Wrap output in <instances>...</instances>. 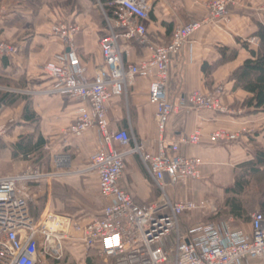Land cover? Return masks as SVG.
<instances>
[{
    "label": "crops",
    "instance_id": "obj_1",
    "mask_svg": "<svg viewBox=\"0 0 264 264\" xmlns=\"http://www.w3.org/2000/svg\"><path fill=\"white\" fill-rule=\"evenodd\" d=\"M211 1L150 0L152 9L144 22L149 41L154 45L166 44L175 27L207 19V4ZM0 6L4 8L0 39L20 49L15 57H0V98L5 96L0 104V127L9 126V131L6 129L0 138V154L4 153L6 161L28 164L35 160L41 165L45 162V150L52 157L65 156L68 158L66 167L55 169L53 163L49 164L48 174H54L51 181H55L57 191L63 196L66 188L74 190L84 199L85 205L73 208L80 214L75 218L85 221L99 217L105 202L99 194L97 176L88 168V159L101 150L100 135L97 130L89 131L80 138L64 135V131L75 123L83 104L54 93V83L43 74L42 68L54 56L67 51L65 43L50 36L52 27L61 23L74 25L79 30L72 38V48L86 69L87 77L92 79L96 68L103 63L99 41L108 32L104 12L95 0H0ZM260 30H264V0H240L230 9L227 23L205 25L178 55L172 57L169 100L175 101L194 91L209 93L220 86L223 87L221 105L226 112L172 115L166 125V139L180 141L196 128L205 133H235L242 129H247L248 133L230 143H180L176 153H168L196 157L203 163L199 180L170 185L166 179L168 186L165 193L171 201L194 200L195 184L209 177H222L229 173L228 182L234 184L242 165L254 159L256 151H264V110L247 107L246 100L251 94L233 77L245 61L253 60L264 52L258 37ZM253 39L256 42H251ZM146 55V49L132 42L126 48L123 62L135 64ZM148 86L149 79L130 78L124 93L107 104L110 130L125 131L131 138V144L126 149L113 144L116 151L126 152L138 144L146 152L157 154L156 108L148 99ZM27 136H35L33 142L38 137L44 141L40 161L39 150L25 159L14 155L13 145ZM124 165L120 187L139 205L159 200L161 192L140 157L127 154ZM49 184L50 187L52 182ZM47 195L50 198L47 204L51 209L50 190ZM205 204L206 207H215L212 200ZM249 221L241 222L247 232L250 231ZM247 264L259 263L250 260Z\"/></svg>",
    "mask_w": 264,
    "mask_h": 264
},
{
    "label": "built area",
    "instance_id": "obj_2",
    "mask_svg": "<svg viewBox=\"0 0 264 264\" xmlns=\"http://www.w3.org/2000/svg\"><path fill=\"white\" fill-rule=\"evenodd\" d=\"M239 1L212 0L207 4V19L179 25L166 44L154 45L144 25L152 9L150 0H95L104 12L108 32L100 38L103 63L96 68L92 79L87 77L72 48L78 27L64 23L52 27L50 36L65 43L67 51L54 56L42 72L53 81L54 93L83 104L75 123L64 135L80 138L92 130L100 135L101 150L88 159V168L97 176L105 206L101 216L84 221L53 212L47 204L34 218L24 184L51 182L54 174L0 177V264H52L63 258L67 244L79 253L96 251L110 264H247L250 260L264 264L262 213L250 215L249 232L234 218L187 227L183 218L205 209V202L171 201L165 193L166 179L173 185L201 178L203 163L199 158L168 155L176 153L180 143H230L248 133L247 129L205 133L196 128L180 141L165 137L172 115L226 112L221 105L223 87L220 86L209 93L194 91L175 101L169 100V65L172 57L205 25L227 23L230 9ZM3 16L4 8L0 6V22ZM132 42L146 49L147 55L135 64H125L123 55ZM19 52L17 45L0 39V57H15ZM135 77L149 79L148 99L156 108L157 154L146 152L138 144L126 152L113 149V144L128 148L131 138L125 131L110 130L107 104L122 95L127 80ZM5 133L6 128L0 127V138ZM127 154L140 157L161 192L159 200L139 205L120 187ZM59 157L65 156H54L55 166L65 167L68 161L62 163Z\"/></svg>",
    "mask_w": 264,
    "mask_h": 264
},
{
    "label": "rangeland",
    "instance_id": "obj_3",
    "mask_svg": "<svg viewBox=\"0 0 264 264\" xmlns=\"http://www.w3.org/2000/svg\"><path fill=\"white\" fill-rule=\"evenodd\" d=\"M9 131V126H6ZM2 144H0L1 146ZM3 155V156H2ZM0 154V176L8 175H29L36 176L39 174H48L49 164L55 165L54 156L49 154V151H44L45 162L43 165L36 164L35 160H32L28 164H23L14 161H6V157ZM68 160V159H67ZM53 163V164H52ZM68 165V164H67ZM66 167V166H65ZM59 169V168H55ZM53 174V173H52ZM232 176V175H231ZM229 173L224 174L222 177H209L204 179L205 181L195 184L197 191L195 192L196 198H188L189 201H193L196 204L201 202H208L212 200L215 207L208 205L205 209H198L192 215L184 218V225L191 226L200 222H217L226 219V213L224 208L230 199H238L241 201L242 206L245 209L255 207L256 201L264 197V172L257 176L248 178L249 186L242 195H236L235 193L228 192V188L232 187V183L228 182ZM235 179V176H233ZM54 180V179H53ZM52 185L49 187V182H31L25 183L24 187L27 189V196L29 198V207L33 216L38 217L44 209L47 202L50 200L48 197V190L51 191V202L53 203L51 209L54 211H63V214L70 215L72 217H78L77 212L73 209L76 205H85L84 199L80 198L72 189H64V196L61 192L57 191V184L55 181H51ZM196 183V182H195ZM47 184V185H46ZM201 185V186H200ZM77 194V195H76ZM210 200V201H209ZM58 205V209L57 208ZM211 207V208H210ZM76 209V208H75ZM227 211V210H226ZM258 212L255 209L251 214ZM58 213V212H57ZM181 225V229H182ZM67 251L63 258L57 263L52 264H110L105 262L104 258L96 251H89L85 253H79L71 244L66 245Z\"/></svg>",
    "mask_w": 264,
    "mask_h": 264
},
{
    "label": "trees",
    "instance_id": "obj_4",
    "mask_svg": "<svg viewBox=\"0 0 264 264\" xmlns=\"http://www.w3.org/2000/svg\"><path fill=\"white\" fill-rule=\"evenodd\" d=\"M258 37L261 46L264 48V30H260ZM241 84L242 88L251 94L246 100L247 107L254 110H264V52H260L253 60H247L233 75ZM4 95L0 98V104L4 101ZM35 136L20 138L14 145V155L25 159L29 154L37 152L38 161L42 159L41 149L44 141L38 137L34 142ZM264 172V151L258 150L254 159L242 165L241 172L237 175L234 184L228 188V192L235 193L237 196L245 193L249 186L248 178L257 177ZM256 206L245 209L238 199H230L224 208L226 219L234 218L242 223L250 219L252 212L257 209L264 215V197L256 201ZM227 210V211H226ZM225 219V220H226ZM57 263V262H55Z\"/></svg>",
    "mask_w": 264,
    "mask_h": 264
},
{
    "label": "bare ground",
    "instance_id": "obj_5",
    "mask_svg": "<svg viewBox=\"0 0 264 264\" xmlns=\"http://www.w3.org/2000/svg\"><path fill=\"white\" fill-rule=\"evenodd\" d=\"M58 160H60V162H62V163H64V162H67L68 160H67V158H64V157H62V158H58Z\"/></svg>",
    "mask_w": 264,
    "mask_h": 264
}]
</instances>
